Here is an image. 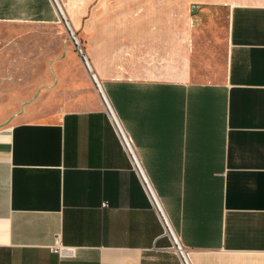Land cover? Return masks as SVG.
I'll use <instances>...</instances> for the list:
<instances>
[{
    "label": "crops",
    "instance_id": "1",
    "mask_svg": "<svg viewBox=\"0 0 264 264\" xmlns=\"http://www.w3.org/2000/svg\"><path fill=\"white\" fill-rule=\"evenodd\" d=\"M55 6L141 7L87 20L89 67L192 264H264V0H0V25ZM9 112L0 264H181L101 100Z\"/></svg>",
    "mask_w": 264,
    "mask_h": 264
},
{
    "label": "rangeland",
    "instance_id": "2",
    "mask_svg": "<svg viewBox=\"0 0 264 264\" xmlns=\"http://www.w3.org/2000/svg\"><path fill=\"white\" fill-rule=\"evenodd\" d=\"M62 8L85 55L89 18L105 14L115 17L108 19L116 20L119 15H134L141 9L134 6ZM58 18V23L49 27L26 29V25H0V123L9 111L26 103L34 109L37 118L47 119L67 110L91 108L94 100H101L84 60L70 39V30L59 15Z\"/></svg>",
    "mask_w": 264,
    "mask_h": 264
},
{
    "label": "built area",
    "instance_id": "3",
    "mask_svg": "<svg viewBox=\"0 0 264 264\" xmlns=\"http://www.w3.org/2000/svg\"><path fill=\"white\" fill-rule=\"evenodd\" d=\"M57 12L59 11L60 6H55ZM59 15V14H58ZM65 21L66 26H68V23L66 21V18L64 16H60ZM69 28V27H67ZM70 39L74 43L75 49L78 51V53L81 55L82 59L84 60L85 64L88 66L87 58L85 53L83 52V49L81 47V43L75 33L70 30ZM96 86L98 87L99 95L101 98V102L104 106L105 112L108 116V119L112 125V128L114 129L119 142L126 153L130 164L131 169L134 172L135 176L137 177L144 194L146 195L150 207L152 211L155 213L160 226L162 228V236H165L170 241V250L175 253V255L179 258V261L181 264H192L191 261V251L185 247L180 239V236L176 229L174 228L165 208L164 205L145 169V167L142 164V161L139 157V155L136 152L134 143L127 133L126 129L124 128L118 114L116 113L115 109L113 108L108 96L106 95V92L104 90L103 84L101 83V86L96 82ZM106 206V204H104ZM57 246V243H56ZM55 250H57V247H54Z\"/></svg>",
    "mask_w": 264,
    "mask_h": 264
},
{
    "label": "bare ground",
    "instance_id": "4",
    "mask_svg": "<svg viewBox=\"0 0 264 264\" xmlns=\"http://www.w3.org/2000/svg\"><path fill=\"white\" fill-rule=\"evenodd\" d=\"M58 13L60 14V16H64L63 13H62V11H61V9H60V7H59V11H58ZM67 27H69V28H68L69 30L72 29L71 26H70L69 24H68ZM85 67H86L87 71L91 74V80H92V82L95 84V87H96V89H97V92L99 93V91H98V87L96 86V82H98V84H99L100 86H101V82L97 79L96 75L92 72V70L90 69L89 65L87 66V65L85 64ZM99 94H100V93H99Z\"/></svg>",
    "mask_w": 264,
    "mask_h": 264
}]
</instances>
